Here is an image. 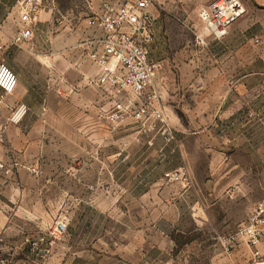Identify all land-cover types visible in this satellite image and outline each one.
Returning <instances> with one entry per match:
<instances>
[{
  "label": "rangeland",
  "instance_id": "374dc122",
  "mask_svg": "<svg viewBox=\"0 0 264 264\" xmlns=\"http://www.w3.org/2000/svg\"><path fill=\"white\" fill-rule=\"evenodd\" d=\"M134 1L54 0L52 30L35 29L30 40H53L44 53L81 58L92 75L87 44L99 30L87 20L106 3ZM242 1L245 14L233 25L242 32L199 45L194 32L202 31V0H154L153 10L168 15L175 39L167 51L175 58L160 72L171 76L158 103L164 123L152 114L138 119L136 107L116 124L101 121L106 97L101 105L89 97L86 113L55 100L50 119L57 127L41 130L44 153L29 196L42 223L24 232L36 236L55 219L68 220L67 239L57 244L51 264H264V238L254 249L240 243L229 257L218 244L264 201V2ZM79 23L86 24L80 32ZM155 87L162 91L158 78ZM80 118L90 124L81 132L63 125ZM215 152H233L237 159L210 160ZM233 163L243 179L231 185L224 182L225 169L216 173L213 166ZM180 168L184 175L166 177ZM241 186L247 194L237 191Z\"/></svg>",
  "mask_w": 264,
  "mask_h": 264
},
{
  "label": "crops",
  "instance_id": "0c3cea01",
  "mask_svg": "<svg viewBox=\"0 0 264 264\" xmlns=\"http://www.w3.org/2000/svg\"><path fill=\"white\" fill-rule=\"evenodd\" d=\"M214 1L216 0H202L205 6ZM259 1L264 2V0ZM161 5L162 2H160L159 10L166 13L167 8H162ZM152 14L154 26L153 41L149 46L150 59L168 64L175 58L171 57L172 53L171 56L167 54V51L174 48L172 44L175 42L172 31L166 23L168 15L160 18L156 8L152 10ZM53 15L54 1L43 0L33 32L35 29L41 32L47 30L49 34L52 30ZM75 25L78 32L86 28L85 23ZM262 25L264 26V20ZM21 27L18 0H0V41L4 46L0 61L17 77L14 93L5 96L0 104V129H4L0 133V162L9 171L8 175L0 172V232L4 238L1 255L12 258L18 264H22L28 255V251L20 248L21 244L27 237L35 236L25 234V226L42 223L35 215L33 203L29 199L35 189L34 184L38 181V178L31 173V168L37 166V161L44 153L41 130L57 127L50 119L55 111L53 107L55 100L61 105L77 106L79 107L77 112L86 113L89 107V97L92 99H90V104L96 103V105H101L102 98L100 90L95 85L97 72L94 67H92L93 74L89 75L88 63L81 58L76 60L71 57H56L54 54L44 53L43 49L49 48L50 42L54 43L50 39L47 43L29 40L15 45L12 40ZM242 29L241 25L232 26L225 39L214 43H224L223 41L242 32ZM259 43L264 45V29L259 31ZM166 79H171V76L167 73L159 74L158 80L162 90L160 93H163L161 86ZM1 95L0 91V97ZM20 106L23 107L24 114L19 121H13L12 115ZM63 125H67L70 129H79L81 132L90 124L87 120L82 121L80 118L79 122L69 121ZM209 159L232 161L236 160L237 156L233 152H215ZM213 167L216 173L225 169L226 172H223L227 174L224 182L229 180L231 185L235 182L240 183L243 179L239 165L233 163ZM257 186L259 190V184ZM247 189L248 187L241 186L237 191L244 195L248 193ZM250 203L254 204L255 200ZM14 232L16 234H13ZM17 233L22 234L19 236Z\"/></svg>",
  "mask_w": 264,
  "mask_h": 264
},
{
  "label": "built area",
  "instance_id": "2783aa9c",
  "mask_svg": "<svg viewBox=\"0 0 264 264\" xmlns=\"http://www.w3.org/2000/svg\"><path fill=\"white\" fill-rule=\"evenodd\" d=\"M50 2L54 0H48ZM43 0H18L20 22L22 27L12 40L19 45L32 38L33 28L38 22ZM154 0H136L130 4L117 6L106 3L100 14L87 20L89 27L99 30V35L87 44L91 52L93 67L97 72L95 85L102 97L109 100V108H100L101 121L116 124L136 107L134 112L138 119L152 114L156 121L164 123L163 111L158 108L160 92L155 87L162 63L150 59L149 46L153 41L154 17L152 10ZM245 14L241 0H216L198 13L202 31L194 32L199 45H205L206 38L222 41L229 29ZM4 46L0 41V54ZM17 86V77L0 61V104L5 96L12 95ZM138 103L136 106H133ZM24 114L20 106L12 115L13 121H19ZM4 129H0V133ZM167 130L163 132V135ZM180 168L175 175L167 174L173 179L184 175ZM0 172L8 175L4 164L0 162ZM34 176L39 175L36 168L31 169ZM264 201L259 203L248 216L247 222L235 233L221 236L218 244L223 253L231 256L240 243L256 248L264 238ZM69 222L55 219L47 232L27 237L20 248L28 251L32 259L22 264H51L57 244L62 243L68 235ZM4 238L0 232V264H18L12 258L1 255ZM255 253L254 257H258Z\"/></svg>",
  "mask_w": 264,
  "mask_h": 264
}]
</instances>
